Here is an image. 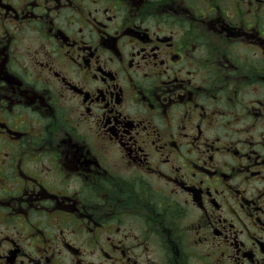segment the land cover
Returning a JSON list of instances; mask_svg holds the SVG:
<instances>
[{"label": "flooded vegetation", "instance_id": "1", "mask_svg": "<svg viewBox=\"0 0 264 264\" xmlns=\"http://www.w3.org/2000/svg\"><path fill=\"white\" fill-rule=\"evenodd\" d=\"M0 264H264V0H0Z\"/></svg>", "mask_w": 264, "mask_h": 264}]
</instances>
